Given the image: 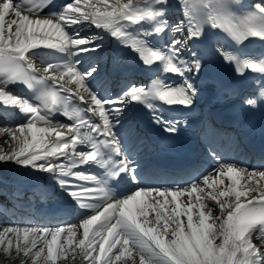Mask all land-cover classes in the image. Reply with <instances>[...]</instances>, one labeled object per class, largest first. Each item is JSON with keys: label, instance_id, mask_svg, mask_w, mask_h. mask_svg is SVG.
I'll return each mask as SVG.
<instances>
[{"label": "snow or ice", "instance_id": "1", "mask_svg": "<svg viewBox=\"0 0 264 264\" xmlns=\"http://www.w3.org/2000/svg\"><path fill=\"white\" fill-rule=\"evenodd\" d=\"M166 3L167 0H152V4ZM228 5L229 0H214L208 6L210 7L208 19L212 27L229 32L237 41L250 36L264 39V6L257 4L253 14L236 17L229 11ZM163 11L162 8L152 6H134L133 0H127V3L123 4L120 0H115V3L110 6L108 0H69L59 13L53 14V19H31L29 14L34 12L33 8H26L24 4L14 3L13 0H0V73L13 81H22L29 88H33L35 83H45V81L43 77L38 78L22 67V63L25 62V53L28 50L43 46L67 51L69 46H72L76 49V55H79L81 52L96 51L100 47L99 45L87 47L93 44L91 38L81 37L78 32L69 35L65 31V28L71 29L72 26L81 22H90L97 28L110 30L114 38L137 52L146 65L151 66L154 62H162L165 72L183 78L180 86L169 85L164 88L155 87L152 90H145L143 85H132L118 96L102 99L87 85V78L96 70L94 67L82 73L76 66L66 65L56 74V68L60 66L54 67L49 64L48 69L53 70V75L50 77L53 85L58 79L63 80L64 76L68 75L80 89L88 94L95 107H89L87 111L92 114L98 111L103 121L102 125L93 124L81 117L79 118L80 123L74 128H69L67 125L52 126L46 119L48 113L38 115L39 108L33 106L27 99L8 96L0 90V98L4 99L5 104L19 106L25 114H32L35 119L49 125L48 127H37L35 119H28L26 123L20 124L18 131L22 139L13 133V137L19 140V149L9 155H0V161H14L18 165L54 175L59 173L57 178L60 186L77 202L81 201L82 196L90 194V189L83 185H76L72 180L64 177H75L81 181H96L98 185L101 181L97 180L94 175L73 173L72 168L97 163L101 167L107 166L111 176H117L122 172L133 175L132 162L124 156L119 138L115 133V126L120 123L119 117L125 107L130 103L145 104L153 114L154 123L162 124L165 131L175 133L179 121L164 120L159 115V109L151 101L159 100L170 106L180 105L191 108L199 93L197 83L186 76V73H191L192 76L198 75L202 63L199 59L191 60V62L184 60L181 52L188 40L199 39L203 34L201 30L190 25L186 38L173 39L169 45L165 46L166 50H154L147 46L145 39L126 31V26L121 23V21H127L136 25L143 22H157L153 30L159 33L164 31L163 25L158 22L163 16ZM176 31L180 32L182 28L176 27ZM217 52L226 62L236 65L239 75H243L245 69L264 73V61L242 60L234 53L221 48H217ZM27 68L32 69L31 63L27 64ZM60 87L65 92L70 91L62 84ZM77 95L81 103L86 102L83 95ZM70 98V96L58 97L51 88H45L38 97L44 108L49 110L50 106L58 103L65 104ZM260 98L264 99V87H261ZM244 103L255 107L257 99L248 97L245 98ZM85 124L90 127L91 132L102 138L97 140L87 133L80 135V127ZM59 127L69 128L72 135L65 140V133L57 130ZM50 133L55 134L56 140L46 143L45 137ZM77 143L88 144L91 150L77 152ZM70 147L71 153L64 151ZM105 150H109L115 156H120L121 159L114 161L111 155L105 159ZM52 157L68 158L70 164L67 170L65 165L57 163L56 160L51 159ZM242 173L246 174L249 179L256 175V173H248L234 166H227L226 173L221 172L222 175L229 177L231 185L226 190L209 193L210 198L219 203L221 210L220 216L211 217L212 223H209L211 210L208 213L200 210L198 220L194 221L193 203L189 201L183 209L179 203H176L177 196L181 195L182 191L203 192V189L196 183H193L190 190L171 191V203H175V207L170 211L167 208L170 203L166 198L167 190L139 189L126 198L108 203L103 211L83 220L80 225L83 229L82 238L76 241L75 248L80 249L83 258L88 260L89 264H115L116 261H123V264H127V259L131 260V264H264V252L257 249L251 242L252 234L257 230L261 236H264V191H258L257 195H252V192L257 191L256 189L241 190L244 187L240 184ZM258 175L264 178V172ZM133 179H135L134 176ZM204 183L208 184L207 177ZM220 183L222 184L223 180H220ZM99 191L104 193L106 198L108 197L106 184ZM142 197L149 199H141ZM157 197H165V199L161 202ZM219 197H234V201H222ZM242 197L246 198L243 202ZM196 199L199 201L200 197ZM81 206L98 207L97 204L91 203H82ZM150 213L155 214L154 219H149ZM182 215L187 216V231L180 219ZM216 221H219L218 225ZM6 231L14 233L18 242L23 232V246L18 245L17 251H23L25 255L29 254V247L37 249V245H41L33 253L37 258L33 260V264H39L38 258H41L45 252V247L47 255L44 258V264L48 262L55 264L57 248L67 251L65 245L60 243L61 234L67 232L65 238L67 245H72L77 235L76 226L67 229L9 228ZM29 233L32 234V239H29ZM48 236L51 239H48ZM217 239H220L219 244L215 243ZM117 245L120 246L118 253L112 254ZM97 252L98 254L94 255ZM133 252L139 257L138 262Z\"/></svg>", "mask_w": 264, "mask_h": 264}, {"label": "bare ground", "instance_id": "2", "mask_svg": "<svg viewBox=\"0 0 264 264\" xmlns=\"http://www.w3.org/2000/svg\"><path fill=\"white\" fill-rule=\"evenodd\" d=\"M246 1L247 0H232V2H233L232 3V8H233L232 9V13H233V15H235L237 17V14H239V12H246V8L243 6L246 3ZM126 2H127V0H120L121 4L126 3ZM213 2H214V0H208V6H210L211 3H213ZM114 3H115V0H108V5L109 6L114 4ZM97 6H101V5L97 4ZM177 6L179 7V9L180 8H184V7L186 8L188 6V0H178L177 1ZM234 9H235L236 12L234 11ZM109 10H111V7H109ZM241 15H244V14H241ZM30 18H31V16H30ZM88 30H90L89 22H81L78 25L72 26L71 29L65 28V31L68 32L69 35H72L73 32H78L81 37L89 36L90 33H89ZM220 35L221 36H225L226 34L220 32ZM53 42H55V38H53ZM87 47H95V46L94 45H89ZM68 49L71 50L72 46H69ZM98 50L99 49H97L96 51L81 52L79 54L81 56V58H83L82 60H85L84 64L86 66L89 63H92L90 61L97 55ZM74 53L76 54V51ZM83 53L85 54V57H84ZM101 54H103V53H101ZM86 66H84V65L81 66L79 68L80 72H82V70ZM92 87L96 88L95 85H93ZM87 96H88V94H87ZM13 133H15V135L17 137H20V133H19L17 128H12L10 131H7V129L4 130V131L3 130L0 131V155H9L13 151L19 149V147H20L19 140L15 139L13 137ZM28 138L30 140L31 136L29 135ZM20 139H22V137H20ZM50 139H52V133L48 134L45 137V141H49ZM14 164H15L14 161H0V169H2V170L3 169H7V168L8 169H12ZM232 166H234V165H232ZM234 167H236V166H234ZM236 168L240 169L238 167H236ZM223 170H225V171H222V172L226 173L227 167L225 169H223ZM214 180H215V182L213 184ZM220 180H223L222 184L220 183ZM254 181L257 182V183L258 182H261V183L263 182V184H264V178H261L257 174L253 175L251 177V179H249L246 174L242 173V178H240V184L243 185L244 187L241 190L250 189L249 188V183H252V182L254 183ZM210 183H212L214 188L217 189V190H212L211 187H209ZM209 185L205 184V186L203 188V192L198 191V194L195 195V197H198V196L200 197V201H197L196 198H193L190 195H186V199L187 200L191 199V202H195V203H197V205L199 204L200 207H201L202 206L201 204H203V202L205 200L208 201V200L211 199L210 197H208L206 199H204L202 197V195L206 191L207 192L213 191V193H216L218 191L226 190L231 185V180L229 179V177L227 175L221 176V174L218 172L216 174V177H214V179L212 178L209 181ZM256 190H257L256 192H252V195H257L258 191H263L262 189H256ZM170 199H172V198H170ZM219 199L222 200V201L223 200H232V201H234V197H231V198H229V197H219ZM242 199H246V198L242 197L241 200ZM171 206H172L171 203H169L167 205V207H171ZM207 206H208L209 210H212L213 212H216L215 213L216 215H218V216L221 215L220 206H219V203H217V201L215 203H213V201H212ZM195 210H197L196 207H195ZM194 217L198 220V215H194ZM149 219L151 220V219H154V218H149ZM212 222L213 221L210 218L209 219V223H212ZM217 223H219V222L216 221V224ZM186 224L187 223L185 222V224H184L185 225V229H187L186 228ZM77 230H78V228L76 227V231ZM66 235H67V233L61 235V240L60 241L65 240ZM30 237H32V236H29V239H30ZM48 239H51V238H48ZM254 239L256 240V238H254ZM9 241H11L10 244H9ZM215 243L219 244L220 243V239H217L215 241ZM18 245L21 246V247L23 246V238L20 237L19 242L17 240H14V239H11V240H8V239L0 240V264H26L28 261H29L28 264H33L32 261H33V258H35L33 253L36 251V249H32V248L29 247V254L25 255L23 251H19V252L17 251ZM40 246L41 245L38 244L37 248L40 247ZM43 254L44 255L41 256V258L39 260V264H44V258H46V255H47L46 247H45V252ZM112 254H117V253H116V251H113ZM133 256L136 257V260L138 262L139 257L136 255L135 252H133ZM73 257H75V258H73ZM48 264H51V262H48ZM55 264H89V261L85 260L83 258V254L80 251V249L75 250V246H72V247H70L69 250L67 249V251H63L62 249L57 251V260H56ZM115 264H123V261H116ZM127 264H131V260L130 259H127Z\"/></svg>", "mask_w": 264, "mask_h": 264}]
</instances>
